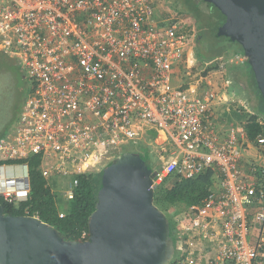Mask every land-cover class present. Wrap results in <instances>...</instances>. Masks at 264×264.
<instances>
[{
	"label": "built area",
	"instance_id": "2783aa9c",
	"mask_svg": "<svg viewBox=\"0 0 264 264\" xmlns=\"http://www.w3.org/2000/svg\"><path fill=\"white\" fill-rule=\"evenodd\" d=\"M161 3L0 0V53L33 82L14 132L0 140V161H19L0 164V194L10 203L27 199L29 166L20 160L38 154L43 175L68 179L63 193L73 198L79 174L107 166L152 125L174 145L156 185L176 170L221 176L219 192L177 215L183 251L172 264H259L264 134L249 140L233 128L219 139L206 123L215 92L173 85L175 68L192 67L196 31L182 15L156 18Z\"/></svg>",
	"mask_w": 264,
	"mask_h": 264
},
{
	"label": "water",
	"instance_id": "95a60500",
	"mask_svg": "<svg viewBox=\"0 0 264 264\" xmlns=\"http://www.w3.org/2000/svg\"><path fill=\"white\" fill-rule=\"evenodd\" d=\"M226 17L218 35L244 49L264 98V0H204ZM154 168L126 150L103 169L90 237L67 240L34 215L0 203V264H168L175 256L170 219L154 201Z\"/></svg>",
	"mask_w": 264,
	"mask_h": 264
},
{
	"label": "trees",
	"instance_id": "16d2710c",
	"mask_svg": "<svg viewBox=\"0 0 264 264\" xmlns=\"http://www.w3.org/2000/svg\"><path fill=\"white\" fill-rule=\"evenodd\" d=\"M210 5L215 7L211 3ZM188 12L196 15L194 7H187L184 13L188 14ZM220 13L223 15L225 21V15L221 11ZM232 53V55L244 54V49L243 47L242 50L236 48ZM2 56L3 55L0 54V60H3ZM200 57L202 56L200 55ZM204 59L210 60L207 58ZM0 62L2 63V61ZM246 63L251 68L254 77V91L260 100L259 105L253 109L252 113H248L244 119L248 139L255 140L258 134H264V98L258 87L255 73L251 65L247 61ZM31 92L32 90L30 89L29 93ZM14 130L12 132H14ZM149 140L159 143L161 140H166V137L160 135L156 131H152L151 134H149ZM126 150L137 151L142 155L147 165L155 166L154 164L156 161L153 158L150 144L141 142L136 145L127 146L124 151ZM41 160L42 157L38 154L31 155L25 160H20V162H27L29 166L30 188L27 195L28 197L26 200H21L17 203H10L0 194V203L4 205L5 212H10L15 215L28 214L37 216L56 227L67 240L84 241L88 239L90 237L89 217L96 208L98 192L102 186L104 168L100 171L79 174V185L76 188L75 195L73 198H67L63 190L59 193L56 192L50 183V178L43 175L42 169L40 168ZM17 162L19 161H0V164H16ZM215 177V173L212 169H208L193 178H186L182 176L179 170H176L155 186V204L161 208L170 219V234L175 247V256L169 264L176 261L180 245V235L177 229V215L176 213L173 214L175 211L169 213V210L172 208L180 210L193 204L202 203L203 199L212 192L215 187ZM259 264H264V260Z\"/></svg>",
	"mask_w": 264,
	"mask_h": 264
},
{
	"label": "rangeland",
	"instance_id": "374dc122",
	"mask_svg": "<svg viewBox=\"0 0 264 264\" xmlns=\"http://www.w3.org/2000/svg\"><path fill=\"white\" fill-rule=\"evenodd\" d=\"M179 1L182 3L185 0ZM181 3H179L178 9L172 10L170 7H168L170 5L167 2L165 4V2L163 1L161 3V6H159V8L156 9V11L154 12V16L156 18H160L161 15L164 13L182 15L190 23V25L195 28V21L193 17H191V15L189 14L184 13V11H186L187 4ZM189 7L195 8V11L197 12V17H199V22L202 23V29L198 30L201 32V36L198 42L199 44L195 42L196 36L198 35L197 29L196 36L194 37V44L196 43L198 45L195 48V53L197 55L200 54L203 58L210 59L209 61H211L212 59H215L221 56L222 54H225V57H222L221 59L227 60L233 54L232 52L234 48L242 50L240 44L233 41L231 38L225 35H218L219 27L224 23V17L217 8L213 6L210 7L208 3H205L202 0L192 3L191 6L189 5ZM178 10H180L181 12ZM2 59L3 60H0L2 61V63L0 62V140L5 138L9 133L14 130V128H16L17 120L21 114L23 104L26 100V97L30 94V89L32 90L33 87L32 79L28 75H26V73L20 67L16 58L3 55ZM201 65L206 67L207 63L203 61L200 62V66ZM196 66L198 65L196 64ZM240 66H242V64ZM200 73V70H195V68L190 67L188 71L184 70L183 74V68H181L179 80L182 81V78L186 76L187 78H189V83L194 84L195 81L199 79L201 75ZM175 79L176 78H174V82ZM196 86L204 90L208 88L206 84L202 85L199 82H196ZM232 86L238 91V88L234 82L231 84L230 87ZM219 94H221V92H219ZM219 94L215 93L213 99V101H215L214 107L217 109V112L220 114L229 115V117H231V114L239 116L240 114H237L238 110L236 108L231 107V102L223 100ZM247 95L248 97L252 98L253 104L257 102V100H254L251 94ZM233 122H235L234 119L227 118L225 122V128H229L231 126H236L235 128L237 129L241 128L239 127V122L235 123V125L232 124ZM141 142L150 143L152 154L154 156V160L156 161L154 165L156 167L158 164L162 165L163 162L159 158V156L163 152L162 146L151 143L146 137H142L137 140V143ZM132 145L136 144L133 143ZM49 178L53 189L58 193L62 192L65 182L68 179L66 180V178L63 176L57 177L54 174H52Z\"/></svg>",
	"mask_w": 264,
	"mask_h": 264
},
{
	"label": "crops",
	"instance_id": "0c3cea01",
	"mask_svg": "<svg viewBox=\"0 0 264 264\" xmlns=\"http://www.w3.org/2000/svg\"><path fill=\"white\" fill-rule=\"evenodd\" d=\"M195 48L196 45L193 43L191 48L189 49L187 53V58H188V64L191 65L195 70H200V77L195 81L194 84L189 83V78L184 76L182 78V81L179 80V75L181 74V68H175L174 69V75H173V85L178 86V85H184L185 88H191V91L193 94H202L203 92L207 90H212L215 93L219 94L221 98L227 102H231V107L236 108L238 110L237 114L239 113V116H235L234 114L230 115H224L220 114L217 112V109L214 107L215 101H212V105H210V117L207 118L206 123L210 124L213 126L215 133L219 136V139L223 140L227 135L230 133V131L235 128L236 126H231L229 128H225V122L226 119L231 118L234 119L235 122L232 124L235 125V123L239 122V127L240 129H245V116L248 113H252L253 109H255L259 105V97L255 94L253 83H254V77L251 72L250 66L246 63V58L244 54H236V55H231L230 58L227 60L221 59L222 57H225V54H222L221 56L212 59L211 61L206 60L202 57H200V54L197 55L195 53ZM236 49V48H234ZM233 49V50H234ZM238 56H240L243 59H239ZM205 61L207 63V66L204 67L203 65L200 66V62ZM196 64L198 66H196ZM209 64V65H208ZM213 64V65H212ZM242 64V66H240ZM246 64V65H244ZM183 68V67H182ZM184 68H183V74H184ZM221 77V79H220ZM174 78L175 82H174ZM179 81V82H178ZM203 81V82H201ZM196 82L202 84V85H207L208 88L206 90L198 88L196 86ZM235 83L238 91L234 89V87H230L232 83ZM214 88V89H213ZM247 94H251L254 98V100H257L255 104H253L252 98L248 97ZM210 122V123H209ZM152 125H148L145 129V133L143 134V138H148L149 140V134H151L152 131L158 132L160 135H164L166 137V140H161L159 143H155L154 141H150L151 143H154L156 145L162 146L163 152L159 156V158L162 160L163 164L162 165H157L154 166V168L162 167L164 163L166 162L167 158L170 155V151L174 149V145L171 141V138L169 135L158 128H153L151 127ZM237 129V128H236ZM239 130V129H238ZM158 139V138H157ZM220 140V141H221ZM157 141V140H156ZM138 144V143H136ZM150 144V143H148ZM251 153L254 154L256 149L251 147ZM163 156V157H162ZM154 158V156H153ZM252 159L250 154H245L242 161L244 163L249 162V160ZM106 167V166H105ZM104 168V167H103ZM102 168V169H103ZM101 170V169H100ZM98 170V171H100ZM215 173V187L213 188L212 192H219L221 190V176L220 172L216 169H213ZM18 174H22V171L18 172ZM183 176V175H182ZM166 176L165 178H167ZM185 177V176H184ZM164 178V179H165ZM187 178V177H186ZM193 178V177H192ZM188 207V206H187ZM187 207L177 210V209H170L169 213L174 212L173 214L176 213L178 215L180 212L185 210ZM180 233V231L178 230ZM182 241L180 238V245H179V250L177 252V255L181 253L182 250Z\"/></svg>",
	"mask_w": 264,
	"mask_h": 264
},
{
	"label": "flooded vegetation",
	"instance_id": "af4514ba",
	"mask_svg": "<svg viewBox=\"0 0 264 264\" xmlns=\"http://www.w3.org/2000/svg\"><path fill=\"white\" fill-rule=\"evenodd\" d=\"M165 2V4H166V2L170 5V6H168V7H170L172 10H176V9H178L179 7V3H181L179 0H168V1H166V0H162V2ZM197 1H199V0H185V1H183L181 4H187V7H189V5L191 6V4L192 3H194V2H197ZM203 2H205V3H208V2H206V1H204V0H202ZM179 2V3H178ZM208 5L211 7V5H210V3H208ZM172 6V7H171ZM188 14L189 15H191V17H193V19H194V21H195V23H194V27H195V31H196V29H197V31L198 30H201L202 29V23H200L199 22V17H197V12H196V15L194 14V13H191V12H188ZM198 35L196 36V34H195V36H196V39H195V42H199V38H200V36H201V32L200 31H198V33H197ZM199 44V43H198ZM195 45L196 46H198L196 43H195Z\"/></svg>",
	"mask_w": 264,
	"mask_h": 264
}]
</instances>
